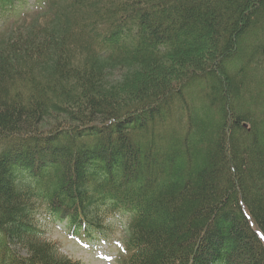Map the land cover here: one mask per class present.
Here are the masks:
<instances>
[{
	"label": "trees",
	"instance_id": "obj_1",
	"mask_svg": "<svg viewBox=\"0 0 264 264\" xmlns=\"http://www.w3.org/2000/svg\"><path fill=\"white\" fill-rule=\"evenodd\" d=\"M26 1L0 0V264H81L40 208L88 240L124 215L116 264H264V0Z\"/></svg>",
	"mask_w": 264,
	"mask_h": 264
},
{
	"label": "rangeland",
	"instance_id": "obj_2",
	"mask_svg": "<svg viewBox=\"0 0 264 264\" xmlns=\"http://www.w3.org/2000/svg\"><path fill=\"white\" fill-rule=\"evenodd\" d=\"M29 6L34 4L33 1L27 0ZM26 8L30 11L28 5ZM32 12V11H30ZM247 43V42H246ZM249 75L247 88L253 89L254 78H259L264 72V63L262 61H254L248 68ZM254 77V78H251ZM52 123V122H49ZM50 125V124H49ZM39 225L41 226L42 239L54 243L61 253L69 256L74 260L80 261L82 264H116L119 252L123 246V236L126 234L127 219L122 214H115L106 219L104 225L107 230L102 234L104 238H97L85 244L83 237L78 240L72 239L70 231L64 223L48 218L40 208L37 211ZM104 240V241H103Z\"/></svg>",
	"mask_w": 264,
	"mask_h": 264
},
{
	"label": "snow or ice",
	"instance_id": "obj_3",
	"mask_svg": "<svg viewBox=\"0 0 264 264\" xmlns=\"http://www.w3.org/2000/svg\"><path fill=\"white\" fill-rule=\"evenodd\" d=\"M258 235L261 237V239H264V232L258 233Z\"/></svg>",
	"mask_w": 264,
	"mask_h": 264
},
{
	"label": "water",
	"instance_id": "obj_4",
	"mask_svg": "<svg viewBox=\"0 0 264 264\" xmlns=\"http://www.w3.org/2000/svg\"><path fill=\"white\" fill-rule=\"evenodd\" d=\"M244 127H247L248 125L246 123L243 124Z\"/></svg>",
	"mask_w": 264,
	"mask_h": 264
}]
</instances>
